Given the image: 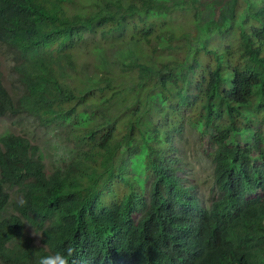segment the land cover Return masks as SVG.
Segmentation results:
<instances>
[{"label": "trees", "instance_id": "trees-1", "mask_svg": "<svg viewBox=\"0 0 264 264\" xmlns=\"http://www.w3.org/2000/svg\"><path fill=\"white\" fill-rule=\"evenodd\" d=\"M0 40L22 86L0 79V119L73 149L47 174L40 146L0 134V215L19 193L0 264L68 247L70 264H264V0H0ZM187 130L213 167L207 209L180 184Z\"/></svg>", "mask_w": 264, "mask_h": 264}, {"label": "rangeland", "instance_id": "rangeland-1", "mask_svg": "<svg viewBox=\"0 0 264 264\" xmlns=\"http://www.w3.org/2000/svg\"><path fill=\"white\" fill-rule=\"evenodd\" d=\"M200 7H203V3L200 4ZM9 57L10 56H6L0 62L1 64L3 63L1 68L4 72L3 83L6 89L15 95L20 93L21 88L16 80V77L10 71L11 62ZM15 118L16 117L6 115L0 119V134L4 132H12L16 135L28 136L33 141V143H36L38 146H40L43 152L46 153L45 171L47 173H50L54 167L61 164L60 161H62L61 159L64 158L61 157L60 159H57L61 152H64L68 157L64 160H69L72 158L73 149L71 146H66L65 144L61 143L62 137L61 135L54 133L56 131L54 128L45 129L44 127L38 126L37 122H35L32 118L27 117L25 114H20L16 119ZM193 132V130H187L185 132L183 138L187 142H184V144L187 145L189 158L192 157L191 161L195 168L192 178L200 185L201 194L204 197V200H207L211 196L212 167L205 156L199 152L198 144H194V139L196 137ZM31 134L33 137L30 136ZM4 191L9 195V204L6 207L4 213L0 215V219L5 217L8 218L11 215L16 214L13 204L19 198V193L16 188H8L5 186ZM33 231L34 230L29 227V225L26 226V235L30 237L36 245H38L40 243V237L34 236ZM34 233L40 236L39 233Z\"/></svg>", "mask_w": 264, "mask_h": 264}, {"label": "clouds", "instance_id": "clouds-1", "mask_svg": "<svg viewBox=\"0 0 264 264\" xmlns=\"http://www.w3.org/2000/svg\"><path fill=\"white\" fill-rule=\"evenodd\" d=\"M15 48L14 47H12L10 44H8V43H6V42H3V41H1L0 40V62L3 60V58H5L6 56H10L9 57V60H10V62H11V73L16 77V80H17V82H18V84H19V86H20V88H21V91H20V93H17V94H13V93H10L7 89H6V87H5V85H4V83H3V81H4V72H3V69H1L2 68V65H3V63L1 64L0 63V79H1V84H2V86L4 87V89L8 92V94L9 95H11V97H13V98H17V97H19L20 95H21V93H22V86H21V84H20V82H19V76H18V74L14 71V66H16V57L14 56V52H15V50H14ZM17 75V76H16ZM194 133V135H195V143L194 144H198V150H199V152H200V143H199V141H198V137L196 136V132H193ZM185 134V133H184ZM187 142V141H186ZM66 146H70L69 144H65ZM183 146L188 150V148H187V145L186 144H184L183 143ZM201 153V152H200ZM61 157H63L64 159H67L68 157L65 155V153L64 152H61L59 155H58V157H57V159H60ZM183 158H184V160L187 162V164L185 165V167H184V171H185V173H180L179 175L181 176V175H184V176H186L185 177V179H182L181 181H180V184L182 185V186H188V185H193V186H197L198 187V194L196 193V188H195V194L197 195V197L202 201V204H203V208H205V207H207V208H209L210 207V205H211V203H212V200L213 199H215L216 198V195H215V192L211 189V196L207 199V200H204V197L202 196V194H201V189H200V185L198 184V183H196L195 182V180L192 178L193 177V173H194V171H195V168H194V166H193V164H192V161H191V158L192 157H186V156H183ZM206 158V157H205ZM207 160H208V158H206ZM209 161V160H208ZM210 162V161H209ZM210 165H211V167H212V164L210 163ZM46 166V165H45ZM57 167V166H56ZM56 167H54V168H56ZM52 171V170H51ZM50 171V172H51ZM46 172V171H45ZM212 172H213V167H212ZM47 173V172H46ZM48 174V173H47ZM211 181H212V179H211ZM212 185V184H211ZM212 196H214V198H211ZM26 203V202H25ZM205 206V207H204ZM14 208V207H13ZM207 208H205V209H207ZM26 226H27V224H26ZM261 226H264V222L261 224ZM260 226V227H261ZM29 227H31V226H29ZM34 231H33V235L34 236H37V237H40L41 238V236H39V235H37V234H35L34 232H36V233H39L40 234V232H37V231H35V229L33 228V227H31ZM28 237V236H27ZM30 238V237H29ZM31 239V238H30ZM32 240V239H31ZM32 242H33V240H32ZM33 244L35 245V246H40L41 245V242L38 244V245H36L34 242H33ZM74 255V251H73V249L71 248V247H68L66 250H65V253H59V252H57V253H54V254H49V255H45V256H42L40 259H39V261H38V264H70V260H69V257H72Z\"/></svg>", "mask_w": 264, "mask_h": 264}]
</instances>
